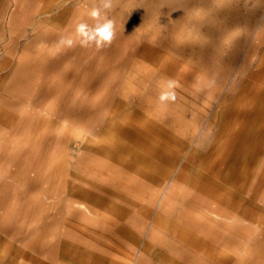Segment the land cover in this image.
<instances>
[{"label":"rangeland","instance_id":"rangeland-1","mask_svg":"<svg viewBox=\"0 0 264 264\" xmlns=\"http://www.w3.org/2000/svg\"><path fill=\"white\" fill-rule=\"evenodd\" d=\"M98 6L0 0L3 75ZM107 15L110 47L61 49L3 100L38 113L52 82L67 128L32 151L36 122L0 125V264H264V0H113Z\"/></svg>","mask_w":264,"mask_h":264},{"label":"bare ground","instance_id":"bare-ground-1","mask_svg":"<svg viewBox=\"0 0 264 264\" xmlns=\"http://www.w3.org/2000/svg\"><path fill=\"white\" fill-rule=\"evenodd\" d=\"M42 6V5H41ZM40 12L41 14H47V9L46 8H40ZM15 19H14V16L11 15L9 17V20H8V24L12 25L14 23ZM33 26V25H32ZM58 36V35H57ZM46 37V36H45ZM20 43V42H19ZM37 49V48H36ZM40 49V48H39ZM61 50V49H60ZM56 48V52L55 53H50V51H48V53H44L42 54V58H38L36 57L35 55H30L29 52H21V54L18 55V59H16V64L13 66L11 72H8V75L9 76H5L3 75V73L1 72V69L5 68V67H8L11 63L9 60H6L4 61L3 63L0 64V94H1V98L0 99V125H9L12 123V121L16 119V125H21V124H24V123H28V122H36L35 124L36 125H39V128H38V134L41 135V137L38 139L36 138H33V142L34 140H37L39 141V145L36 146H33L31 147V150L34 151L36 149H40L43 145L42 143V140L46 139V135L50 133V130L51 128H53V124L55 126L58 127V129L61 131V130H65L67 128V123L62 119L61 115H60V107H61V101H60V98H61V95H56L53 94V91L51 89V83H48L47 85L45 84L44 87L45 89H40L41 91V94L39 96H37V100L35 101V103H43L46 99L48 98H52V103L50 105H47V106H44L41 104L42 107H44L43 109H40L39 107L37 108V110H39L38 113H36L35 109L34 108L32 110V113H29V114H23L22 116L20 117H16L15 115V110L13 111V108H15L14 106L12 105H7V106H3L2 103H4L5 99L4 98H8L10 96V98H12L15 93L21 89H24L25 88V85L28 84V82H31L34 78L35 75H37V73L39 72V70L41 69H45L46 66L48 65H51L52 63H54L57 59V55H58V51H60ZM22 51V50H21ZM47 52V51H46ZM50 53V54H49ZM147 69H150L149 67H147ZM141 79L142 80H146L148 77H149V72L148 71H145L143 73H141ZM42 77V76H41ZM34 81V80H33ZM6 83H9L11 85L5 87L7 84ZM4 86V87H3ZM4 89H3V88ZM122 89V88H120ZM4 100V101H3ZM111 101V100H110ZM115 103V102H114ZM113 103V104H114ZM28 106L30 108H33L32 105L28 104ZM110 106V105H109ZM4 107V108H2ZM35 107V106H34ZM119 108V107H118ZM12 109V110H11ZM21 109V108H20ZM20 109H16V111L18 110V112L20 111ZM113 110V109H112ZM115 110V109H114ZM176 110V109H175ZM178 112V111H177ZM113 113V112H112ZM108 117V116H107ZM176 120V119H175ZM25 127V126H24ZM34 129V128H33ZM2 133V131H0V134ZM108 133V132H107ZM34 135V134H32ZM107 135V134H106ZM117 136V135H116ZM116 138V137H114ZM118 138V136H117ZM84 139H87V137H85ZM119 140V139H118ZM151 140V139H150ZM45 141V140H44ZM154 142V141H153ZM121 143V142H120ZM162 144V143H161ZM111 145V144H110ZM113 145V144H112ZM25 146L24 143L22 144V147ZM154 147V146H153ZM152 147V148H153ZM110 148V147H109ZM117 149V147H115ZM114 148V149H115ZM151 148V147H150ZM149 148V150H150ZM155 148V147H154ZM153 148V150H154ZM161 148V147H160ZM157 149V148H155ZM162 149V148H161ZM151 150V151H153ZM159 150V149H158ZM116 151V150H114ZM151 151H148V152H151ZM157 151V150H156ZM1 152V150H0ZM159 152V151H158ZM152 154V152H151ZM154 154V152H153ZM158 153L155 154V156L157 155ZM2 154L0 153V156ZM83 156V155H82ZM154 156V155H153ZM85 158V157H84ZM86 159V158H85ZM87 161V160H86ZM84 162V161H83ZM89 164V163H88ZM95 165V164H94ZM79 166V165H78ZM89 166V165H88ZM96 166V165H95ZM94 167V166H93ZM84 168V167H83ZM86 168H87V165H86ZM99 168V167H98ZM112 168V167H111ZM115 168V167H114ZM117 169V167H116ZM115 169V170H116ZM120 169V168H118ZM91 170V169H90ZM96 170V168H95ZM104 170V169H103ZM114 170V171H115ZM87 171V170H86ZM93 171V170H92ZM97 171H99L97 169ZM113 171V172H114ZM118 171V170H117ZM95 172V171H93ZM102 172V171H101ZM112 171H110L111 173ZM94 174V173H93ZM96 174H98L96 172ZM107 174V173H106ZM130 174V173H129ZM109 175V174H108ZM106 175V176H108ZM132 175V174H131ZM110 176V175H109ZM127 176H128V173H127ZM56 177V176H55ZM102 177V176H101ZM134 177V176H133ZM111 178H114V179H117V177H112ZM123 178V177H121ZM131 178V177H130ZM129 178V179H130ZM55 179V178H54ZM128 179V180H129ZM136 179V178H135ZM107 180V179H106ZM110 180V179H108ZM122 180V179H121ZM132 180V179H131ZM115 181V180H113ZM112 181V182H113ZM117 182V180H116ZM128 182V181H127ZM102 183V182H101ZM114 183V182H113ZM120 182L118 181L117 184H119ZM116 184V183H115ZM127 184H131V183H127ZM126 184V186L128 187V185ZM105 185V184H104ZM125 186V184H123ZM120 186V185H119ZM123 186V187H124ZM136 186H137V183H136ZM139 186V185H138ZM111 187V186H109ZM133 187V185H132ZM125 188V187H124ZM131 188V187H130ZM139 188V187H138ZM112 189V187H111ZM127 189V188H126ZM142 190V189H141ZM53 192V190H51ZM117 191V189H116ZM133 191V190H131ZM136 191V190H135ZM134 191V192H135ZM138 191V190H137ZM51 192V193H52ZM141 193V191H139ZM118 193V192H117ZM139 194V193H138ZM148 194V193H147ZM58 195V194H57ZM141 195V194H140ZM69 197V196H68ZM115 198V197H114ZM171 198V197H170ZM192 202V201H191ZM69 209V208H68ZM71 209V208H70ZM69 211V210H68ZM67 211V212H68ZM75 211V210H73ZM66 212V213H67ZM78 212V211H77ZM104 213V212H103ZM77 214V213H76ZM81 214V213H80ZM101 214V213H100ZM104 215V214H103ZM109 217V216H108ZM107 217V218H108ZM111 219V218H110ZM207 219V218H206ZM219 219V218H218ZM95 220V219H94ZM112 220V219H111ZM99 221V220H98ZM108 221V220H107ZM100 222V221H99ZM103 224V223H102ZM101 224V225H102ZM104 225V224H103ZM107 225V224H106ZM214 225H217V224H214ZM100 226V225H99ZM98 226V227H99ZM105 226V225H104ZM218 227V226H217ZM83 228V227H82ZM222 228V227H221ZM84 229V228H83ZM98 229V228H97ZM223 229V228H222ZM91 231V230H90ZM109 231V230H107ZM226 231V230H225ZM92 232V231H91ZM95 233V232H93ZM97 233V232H96ZM104 233V232H102ZM222 233L224 234V232L222 231ZM232 233V232H231ZM89 234V233H87ZM98 234V233H97ZM85 235V234H84ZM107 235V234H106ZM143 235V234H142ZM95 236V235H94ZM96 237V236H95ZM100 237V236H99ZM105 237V235H104ZM218 237V236H217ZM98 237H96L97 239ZM108 239H111V238H108ZM91 240V239H90ZM102 240V239H101ZM221 240V239H220ZM93 241V240H92ZM164 241V240H163ZM219 242V240H218ZM112 243V242H110ZM162 244V243H161ZM182 244V243H181ZM101 245V244H100ZM104 245V244H102ZM110 245V244H109ZM163 245V244H162ZM224 245V244H223ZM108 249V248H107ZM115 249V248H114ZM25 251V250H24ZM112 251V250H111ZM95 252V251H94ZM208 256V254L206 255ZM133 264H141L139 262H135Z\"/></svg>","mask_w":264,"mask_h":264},{"label":"clouds","instance_id":"clouds-1","mask_svg":"<svg viewBox=\"0 0 264 264\" xmlns=\"http://www.w3.org/2000/svg\"><path fill=\"white\" fill-rule=\"evenodd\" d=\"M113 7V0H99V6L93 7L87 12V15L94 21V23H88L87 21H81L75 25V37L73 39L71 35L61 34L55 41V46L60 49H74L77 46L81 48H95L96 50H102L106 47H110L116 34L115 21L108 17L107 12ZM103 13V14H102ZM46 43L41 41L38 44V48L46 47ZM212 81H209L208 87L212 86ZM177 82L172 79L167 80V90L160 93L158 100L161 104L167 102H175L177 99L174 89L177 87ZM197 91H200L197 88Z\"/></svg>","mask_w":264,"mask_h":264}]
</instances>
